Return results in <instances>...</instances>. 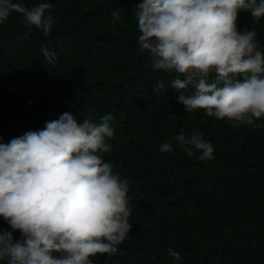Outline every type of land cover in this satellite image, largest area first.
Returning a JSON list of instances; mask_svg holds the SVG:
<instances>
[{
    "label": "trees",
    "instance_id": "obj_1",
    "mask_svg": "<svg viewBox=\"0 0 264 264\" xmlns=\"http://www.w3.org/2000/svg\"><path fill=\"white\" fill-rule=\"evenodd\" d=\"M49 2L47 36L20 13L0 25V142L65 111L78 122L114 115L112 147L102 155L130 182L132 228L119 252L97 254L95 264H264V117L246 124L202 108L186 112L168 88L176 74L153 69L139 51L134 9L141 0ZM116 9L122 23L113 22ZM236 25L254 29L264 45V17L239 10ZM42 46L55 52L51 61ZM156 80L165 94H154ZM180 132H199L214 158L188 155L175 140ZM166 141L173 148L162 152ZM0 229L12 230L3 217ZM13 237L21 238L19 230Z\"/></svg>",
    "mask_w": 264,
    "mask_h": 264
},
{
    "label": "clouds",
    "instance_id": "obj_2",
    "mask_svg": "<svg viewBox=\"0 0 264 264\" xmlns=\"http://www.w3.org/2000/svg\"><path fill=\"white\" fill-rule=\"evenodd\" d=\"M49 0L26 6L23 0H0V25L12 13L47 36L54 23ZM139 51L151 67L175 73L168 88L186 112L237 123L264 117V45L254 29L238 31L239 10L257 20L264 0H141L135 5ZM113 22H123L118 9ZM51 61L55 52L42 46ZM156 95L167 92L156 80ZM109 112L99 120L65 111L43 128L0 142V264H95L97 254L114 255L130 234V182L113 171L103 153L114 135ZM2 139V138H0ZM188 155L214 158V146L199 132L175 136ZM164 142L160 151H171ZM19 230L20 239L13 232ZM168 255L181 259L180 252Z\"/></svg>",
    "mask_w": 264,
    "mask_h": 264
}]
</instances>
